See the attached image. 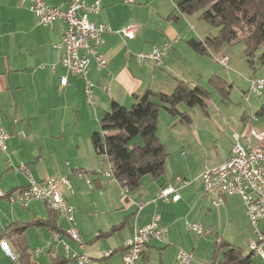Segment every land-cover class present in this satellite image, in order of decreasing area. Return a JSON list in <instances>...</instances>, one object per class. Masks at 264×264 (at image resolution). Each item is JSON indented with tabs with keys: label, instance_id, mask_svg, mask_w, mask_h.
<instances>
[{
	"label": "crops",
	"instance_id": "1",
	"mask_svg": "<svg viewBox=\"0 0 264 264\" xmlns=\"http://www.w3.org/2000/svg\"><path fill=\"white\" fill-rule=\"evenodd\" d=\"M46 1L51 5L69 2ZM178 1L101 0V10L91 14L90 20L107 23L113 31L106 34L99 51L106 66L99 68L98 63L91 60L88 68V79L95 84V104L91 105L84 92L86 80L70 72L61 62L62 51L54 48L62 39L65 22L59 19L52 25L38 24L30 2L0 0V121L10 133L8 151L0 149V190L4 193L0 194V239H6L14 255L18 235L11 231L27 225L23 239L33 259L38 264H50L51 231L56 227L64 232L68 222L63 214L53 211L43 201L34 199L26 205L10 201L9 195L26 188L29 180L25 173L11 169L9 159L15 165L20 161L27 163L39 182L51 177L68 178L72 189L64 186L63 192L75 208L76 225L84 246L66 234L62 238L71 254L74 251L88 253L91 257L88 264H124L127 241L139 227L148 224L155 213L161 215L160 225L167 227L168 232L161 240L152 238L136 264H173L183 248L193 252L192 264H219L223 250L217 245L227 241L236 246L232 237L239 231L238 221L246 223L247 230L249 218L242 197L226 195L224 202L214 204L219 195H204L202 175L206 168L220 166L228 160L235 132L245 136L251 127L264 130L263 97L255 94L257 100L247 98L251 109L244 110L241 120L238 112L231 117L233 112L218 105L215 120L217 124L222 123L224 131H221L212 123L211 93L206 108L201 107L210 117L205 127L192 128L193 119L188 124L190 131L180 137L179 165H168L167 159L164 176L141 180V186L127 190L126 195L122 194L124 187L117 179H109L104 174L111 164L105 155L96 151L92 142V135L101 129V117L109 110L112 100L131 107L148 88L172 93L179 80L192 87H204L206 82L214 87L211 79L224 80L232 83V87L236 85L234 69L242 72L248 89L250 77H264V61L256 70L249 64L247 68L245 56L243 60L244 54L238 48L211 47L208 53L191 48L190 39L204 40L218 32L202 23L196 14H182L177 9ZM130 24L138 26L135 38H124L117 33ZM164 43H169L170 48L162 64L153 60L144 64L137 61L136 53ZM223 55L229 58L228 68L218 60ZM62 77H67V84L61 83ZM246 92L243 91V95ZM230 94L228 99H223L218 93L222 103L231 100ZM250 112L260 119H253ZM159 120L157 136L162 142ZM223 136L229 140L227 151L221 154L216 147V155L213 151L207 152L213 149L214 141ZM181 148L190 154L196 150L207 153V165H185L191 158L186 157L184 150L180 154ZM167 185L176 187L181 195L179 200H156L159 190ZM35 220L49 221L50 225H36ZM188 222L203 225L207 232L198 235L188 229ZM58 247L57 254L66 256L64 246L59 244ZM37 249L41 252L35 254ZM256 254L264 263L259 253H254L253 258ZM71 259L70 264H79ZM0 264L20 263L0 245Z\"/></svg>",
	"mask_w": 264,
	"mask_h": 264
},
{
	"label": "built area",
	"instance_id": "2",
	"mask_svg": "<svg viewBox=\"0 0 264 264\" xmlns=\"http://www.w3.org/2000/svg\"><path fill=\"white\" fill-rule=\"evenodd\" d=\"M30 2L33 15L36 22L42 25H52L56 20L65 22V31L59 43H55L54 48L60 49L61 62L70 72L83 77L86 80V101L95 104L94 86L95 84L88 79V68L91 60H95L99 68L106 66V60L101 54L100 48L106 41V34L112 32L113 29L107 23H95L90 20V15L98 13L101 10V0H69L68 3L60 5H51L46 0H22ZM138 26L130 24L127 27L117 30L124 38H135ZM169 43L155 45L148 51H141L135 54L137 61L141 64L155 61L160 65L163 62ZM228 56L223 55L218 60L228 68ZM61 83L67 84V77H62ZM249 92L264 98V77L252 76L249 78ZM253 119H257L256 114L252 115ZM10 133L1 124L0 121V149L4 152L8 151V139ZM235 143L233 145L230 157L220 166L206 168L203 173V193L205 196L209 193H217L219 198L214 204L224 202V196L231 194H239L246 206V211L251 224L255 227L257 237L251 244V250L259 253L264 257V230L260 229L259 224L264 220V130L251 127L247 134L242 135L238 132L234 133ZM11 169L18 173L23 172L28 176V185L19 193H11L9 199L11 202H20L26 205L31 200L43 201L50 209L57 213L63 214L68 222V226L64 232L52 230L49 249L52 253L59 252V244L65 248V254L68 258L76 259L79 264H88L91 257L88 253H78L69 251V245L63 241L62 236L68 235L79 243L81 247L84 243L81 240L80 233L77 228V220L75 217V208L70 205L64 195L63 187L71 188L70 181L67 177H51L43 181H37L33 177L29 166L25 162L14 164L8 160ZM112 166L105 170L104 174L109 179H116L113 174ZM129 190L124 187L122 192L126 195ZM0 194L4 193L0 190ZM181 197L176 187L167 185L158 192L156 200L161 202L177 201ZM161 215L155 213L152 220L137 229L131 239L127 241V249L123 255L124 264H136L141 258L152 238L163 239L168 228L160 225ZM188 229L194 231L198 235H204L207 230L203 225L198 223H187ZM0 245L5 252L15 259L16 256L10 250L5 238L0 239ZM41 250H35V254ZM110 255V252H106ZM194 254L192 251L180 249L173 264H192Z\"/></svg>",
	"mask_w": 264,
	"mask_h": 264
},
{
	"label": "trees",
	"instance_id": "3",
	"mask_svg": "<svg viewBox=\"0 0 264 264\" xmlns=\"http://www.w3.org/2000/svg\"><path fill=\"white\" fill-rule=\"evenodd\" d=\"M177 9L184 15L198 14L201 20L219 28L216 35H209L204 40L190 39L189 45L196 51L208 53L211 47L220 49L242 43L245 59L254 70L264 61V51L260 54L264 45V0H179ZM211 82L223 99L229 98L227 82L214 79ZM210 97L208 89L200 85L192 87L179 80L172 93L148 88L132 107L112 100L109 110L101 117V129L92 135L93 145L99 154L107 157L121 185L131 191L136 190L141 186L143 176L150 175L154 180L165 174L169 153L157 136L161 109L190 125L193 118L181 111L180 105H200L205 109L206 100ZM138 137L142 142H134ZM43 223L49 224V221H34L36 225ZM27 227L22 225L11 231L18 235L15 256L20 264H38L23 239ZM53 229L57 230L56 227ZM217 246L223 250V260L219 264L253 263V250L247 254L227 241ZM49 252L50 264H70L72 260L52 253L50 249Z\"/></svg>",
	"mask_w": 264,
	"mask_h": 264
},
{
	"label": "rangeland",
	"instance_id": "4",
	"mask_svg": "<svg viewBox=\"0 0 264 264\" xmlns=\"http://www.w3.org/2000/svg\"><path fill=\"white\" fill-rule=\"evenodd\" d=\"M198 16V14H196ZM203 21V20H200ZM202 23H207L206 21H203ZM207 25L209 27H211L212 29H214V31H216V33L218 32L219 28L212 26L210 24L207 23ZM214 33V34H216ZM230 47H235L240 49V51L243 52L244 50V46L242 43L239 44H234V45H228ZM264 51V45L260 50V54ZM242 59L244 60V55H242ZM245 61V66L248 68V63ZM236 74H234L236 76V85H233L232 87L230 86L232 83L229 82L228 86H230V90H231V94H230V101H228L227 103H222V101L220 100V96L218 95L216 89L214 87H212V85L208 82H206L204 84V87H206L208 90L211 91L212 93V97L209 103V111H211L212 113V123L216 126L219 127L221 129V131H224V127L222 125V123H218L217 124V120H215L217 113H219V111H216V108L218 105H221L223 107H226L227 109L230 110V116L232 117L233 115H238L240 116V120H241V115L244 113V110L250 111L251 107H250V102H248V97H252L253 99L257 100L258 98H256L254 93L249 92L248 89V84L247 82H245L244 78L241 76L242 72L240 70L234 69ZM260 70V69H259ZM224 77L226 76L224 73L222 74ZM243 91H247L244 95H243ZM132 107V106H131ZM180 110L181 111H185L186 113H188L189 115L192 116V118L194 119V123H193V127L192 128H202L205 127V125L207 124V122L209 121L210 117L206 115V113L204 112V110L201 108L200 105H195V106H188L186 104H181L180 105ZM238 112V114H237ZM250 115H254L253 113ZM166 119H165V117ZM257 120L260 119L259 115H256ZM159 135L162 139V142L164 143L167 151H168V165H179L178 163V158H177V149L179 147L180 144V137H183V134L187 133L190 131L191 127H189L188 124L180 122L179 121V117L178 116H174L172 114H170L169 112H167L165 109H161V114L159 117ZM186 135V134H185ZM228 136V135H226ZM142 142V139L140 137L136 138L134 142ZM229 146V140L223 136V139H218L217 142L214 141L213 144V149L212 150H208L207 152H214V150H216V147H218L217 149L219 150V153L224 154ZM186 151V153L188 154L186 157L187 158H191L189 159V161H187V163H184L185 165H207L208 162V158H207V153L203 152L202 150L199 151H194L193 154H190V152H188L187 149L181 148L179 149L178 152L182 151ZM216 155V153H215ZM185 158V157H184ZM151 179L150 175H145L142 178V181H147ZM239 224V231H237L238 233L236 234V237H232L233 238V244L241 247L243 250H245V252H250L251 251V244L253 242V240L257 237L255 230V227L251 224V222L249 220H247V230L245 229V225L246 223H242V221H238ZM260 229L264 230V220H262L259 224ZM226 230V229H225ZM225 232V231H224ZM230 238V237H229ZM255 258V259H254ZM253 258V263L252 264H264L261 263V261H259L258 259V254H256Z\"/></svg>",
	"mask_w": 264,
	"mask_h": 264
}]
</instances>
